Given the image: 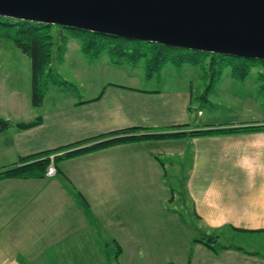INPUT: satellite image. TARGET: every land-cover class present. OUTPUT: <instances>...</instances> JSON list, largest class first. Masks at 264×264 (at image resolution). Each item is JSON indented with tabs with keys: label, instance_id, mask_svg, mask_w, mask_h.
Listing matches in <instances>:
<instances>
[{
	"label": "crops",
	"instance_id": "crops-1",
	"mask_svg": "<svg viewBox=\"0 0 264 264\" xmlns=\"http://www.w3.org/2000/svg\"><path fill=\"white\" fill-rule=\"evenodd\" d=\"M219 80L206 95V86L194 89L193 81L181 88L109 83L94 97L75 98L67 104L51 101L52 106L31 118L4 116L12 125L0 128V168L127 127L161 132L179 124L194 129L264 123V117L243 116L253 113L248 104L245 112L232 111L242 115L229 117L235 120L194 124L192 109L203 115ZM222 80L230 93L246 87L241 83L245 78L232 75ZM260 84L257 100L262 97ZM234 99L240 102L237 96ZM38 116L37 125H17ZM59 168L41 178L0 179V264H59L65 250L67 260L71 259L72 245L111 243L113 238L124 243V228L125 236H130V229L140 231L141 238L133 231L129 241L142 245L147 237L143 228L153 221L163 222L162 232H168L171 243L192 242L185 251L190 264H264L259 243L256 249L226 242L229 247L215 252L193 240L203 235L221 239L229 229L264 240V130L121 143L65 159ZM169 175L179 184L171 183ZM176 198L186 207L189 203V218L199 234L189 233L182 239L189 220L172 207ZM138 248V258L144 259Z\"/></svg>",
	"mask_w": 264,
	"mask_h": 264
},
{
	"label": "rangeland",
	"instance_id": "rangeland-1",
	"mask_svg": "<svg viewBox=\"0 0 264 264\" xmlns=\"http://www.w3.org/2000/svg\"><path fill=\"white\" fill-rule=\"evenodd\" d=\"M65 33H69V30L64 29ZM208 62V60H207ZM53 76L57 77L59 84H55L52 81L49 83L46 94L41 106H34L32 103V62L29 55L21 51L12 40L7 38H0V117L5 118L7 116L15 118L17 114L18 119H27L33 117L37 113L46 110L51 101H58L60 104H67L75 98H89L97 96L101 93L102 89L109 83H117L128 86H137L140 88H158L163 84L167 88H181L182 85H191L192 81L194 89L201 90L204 85H208V81L204 78V70L200 65L193 63L182 64H165L156 71L150 78L146 75V62L140 60L133 64L126 60L115 62L111 59L110 55L106 52L99 56H90L83 52L81 44L76 36H72L64 51L58 54L53 62ZM260 73H264L263 65L254 66L248 76L242 84L246 83L245 89H237L230 93L231 88H228V84H221L224 77H231L230 67H224L221 76L219 77V84L216 88L213 87L211 94L212 103H207L209 108H206L203 115L198 116L197 110L192 109L194 115L193 122L203 124L205 122L216 121H231L232 118H240L239 115L233 110H244L246 105L253 106L251 110L253 113H246L243 116H256L258 118L264 117V92L262 97L257 100V93L259 92L258 84L264 82V76L262 80H259ZM228 75V76H227ZM152 77V78H151ZM67 80L72 84H64L62 80ZM217 80V81H218ZM176 86V87H175ZM208 88L204 95L208 93ZM240 98V102L235 100L234 97ZM5 116V117H4ZM231 116H235L229 118ZM30 117V118H31ZM197 117V119H195ZM229 118V119H227ZM170 132L173 130L161 131ZM155 133L154 131H149ZM156 132V133H161ZM61 153V152H59ZM179 155H177L178 157ZM173 174V173H172ZM183 177V174H180ZM171 183L178 185L176 177L169 175ZM184 202V201H183ZM181 205V201L176 198L172 207H175L180 213L189 220L185 223L182 229V239L186 238L189 233L199 234V230L191 222L190 214H188L187 208L189 203ZM143 224V223H142ZM163 222L153 221L149 228H143L145 231V241L149 243L136 244L133 241H129L131 235L137 234V238H141L140 231L129 230L130 236H125L127 228L122 229L124 231V237L121 239L124 243H116V240L111 239V243H98V244H81L72 245L69 254L65 255L67 251L61 254L63 259L59 260V264H187L190 260L185 256V251H189L190 244H175L170 242V237L165 230ZM131 233V232H133ZM131 233V234H130ZM235 234L230 236L227 234ZM243 236L233 233L232 230L226 231L224 236L219 239L217 246L225 244L226 242H232L235 244H242L247 248H258L257 243L264 249V240L257 241L256 235ZM132 237V236H131ZM200 237V236H199ZM197 237V238H199ZM202 237V236H201ZM153 239L157 240L155 243ZM167 239L168 242L163 244L162 241ZM194 239V238H193ZM134 240V239H133ZM188 240V239H187ZM187 240H184L187 242ZM183 241V242H184ZM62 246V245H61ZM73 247V248H72ZM141 247V251L145 254V258H138L137 249ZM69 253V252H68ZM183 254L184 259H180ZM129 257V258H128ZM67 260V261H66ZM187 261V262H186Z\"/></svg>",
	"mask_w": 264,
	"mask_h": 264
},
{
	"label": "trees",
	"instance_id": "trees-1",
	"mask_svg": "<svg viewBox=\"0 0 264 264\" xmlns=\"http://www.w3.org/2000/svg\"><path fill=\"white\" fill-rule=\"evenodd\" d=\"M64 29L69 30V33H65ZM72 36L77 37L83 52L90 56H99L106 52L115 62L126 60L133 64L144 59L146 62V75L148 77L153 76L162 66L169 63L182 64L189 62L200 65L204 70L203 76L208 81L207 89L211 88L219 79L224 67H230L234 77L244 79L254 66L263 65L264 63V59L260 58L169 46L160 42L129 39L86 29L0 15V38L12 40L21 51L31 58L32 103L34 106L42 105L46 89L51 81L59 84L57 77L52 74V62L58 54L64 51ZM263 76L264 73H260V81ZM62 82L64 84H72L64 79ZM260 91L264 92V82L260 84ZM40 122L41 117L38 116L29 122H18L17 125L29 128ZM10 125H12L10 120L0 117L1 129ZM171 130L173 131L150 133L147 128L127 127L111 131L103 135L23 157L22 162L19 164L0 168V179L45 177L52 164L50 155L53 153L56 154L53 161L54 165L57 170H60L59 165L65 159L116 144L149 139L258 132L264 130V123L230 124L194 129H188V124H179L173 126ZM193 240L206 244L215 252L230 246L221 244L218 247L219 237L217 235H203ZM237 248L240 249L242 247L237 246ZM187 264H190V260Z\"/></svg>",
	"mask_w": 264,
	"mask_h": 264
},
{
	"label": "water",
	"instance_id": "water-1",
	"mask_svg": "<svg viewBox=\"0 0 264 264\" xmlns=\"http://www.w3.org/2000/svg\"><path fill=\"white\" fill-rule=\"evenodd\" d=\"M0 15L264 59V0H0Z\"/></svg>",
	"mask_w": 264,
	"mask_h": 264
},
{
	"label": "built area",
	"instance_id": "built-area-1",
	"mask_svg": "<svg viewBox=\"0 0 264 264\" xmlns=\"http://www.w3.org/2000/svg\"><path fill=\"white\" fill-rule=\"evenodd\" d=\"M55 155L56 154H54V153L50 155V160H51L52 164L50 165V167L48 169L47 175H53L56 172V167H55L54 162H53Z\"/></svg>",
	"mask_w": 264,
	"mask_h": 264
}]
</instances>
